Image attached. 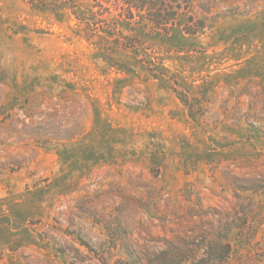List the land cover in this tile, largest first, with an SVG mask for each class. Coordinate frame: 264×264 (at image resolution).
Instances as JSON below:
<instances>
[{"label": "rangeland", "instance_id": "1", "mask_svg": "<svg viewBox=\"0 0 264 264\" xmlns=\"http://www.w3.org/2000/svg\"><path fill=\"white\" fill-rule=\"evenodd\" d=\"M138 5L0 0V264H264V0Z\"/></svg>", "mask_w": 264, "mask_h": 264}, {"label": "trees", "instance_id": "2", "mask_svg": "<svg viewBox=\"0 0 264 264\" xmlns=\"http://www.w3.org/2000/svg\"><path fill=\"white\" fill-rule=\"evenodd\" d=\"M124 2L126 4H128V6L130 8H135L136 10H141L138 4H149V5H155V0H124ZM155 18H149V20L151 22H153L158 28H160L161 24H165L167 23V21L169 19H166L165 16H168V13H164L162 14H154ZM163 20V21H162ZM222 257H218V259H220V263L223 264L224 262V257L227 256L226 251H225V247L222 248ZM161 258V262H163L164 260L166 261L167 257H166V253L163 254V256L159 257ZM187 260V259H186ZM185 260V261H186ZM162 264H166L165 262H163ZM197 264H205L204 261L202 263L197 262Z\"/></svg>", "mask_w": 264, "mask_h": 264}]
</instances>
